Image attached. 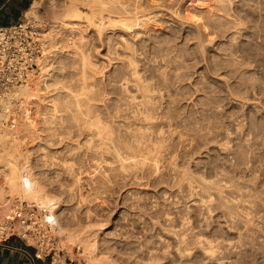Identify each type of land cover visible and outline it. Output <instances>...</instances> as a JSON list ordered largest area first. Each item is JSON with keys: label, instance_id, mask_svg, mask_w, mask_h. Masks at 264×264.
Wrapping results in <instances>:
<instances>
[{"label": "rangeland", "instance_id": "374dc122", "mask_svg": "<svg viewBox=\"0 0 264 264\" xmlns=\"http://www.w3.org/2000/svg\"><path fill=\"white\" fill-rule=\"evenodd\" d=\"M2 1L0 0V5ZM33 1L31 0L30 5L24 9V13L31 7ZM42 1L43 6L36 9V16L30 17L36 19L44 32L49 34L57 32L58 37L64 34L61 36L62 40L59 39L57 57L54 55L55 58L50 59L54 66L51 87L58 93L70 90L80 93L79 81L82 77L80 74L86 71L84 73L89 74V81L93 85L90 83L92 88H88L83 97L88 103L85 102L87 106L94 105L92 109H95V112L92 110L89 114L91 112L95 113L90 114L92 116L100 114L99 117H102L104 122L113 125L112 128L115 130H112L115 133L128 134L131 130H136L137 134L133 131L132 134L137 135L136 140L140 141L139 143L135 142L134 138L131 140L134 136L131 133L128 135L130 141L126 133H123L126 138H122L127 139L130 145H134L135 150L138 149L136 151L138 156L137 153H133L135 150L132 148V152L130 149L126 151L122 149L121 152H125V155L126 152L128 154L131 152L129 155L137 156L134 159L138 160L136 161L138 163L135 164L131 156L129 160L128 154L126 157L123 154L124 159L120 162L128 163V167H125L128 169H125L127 171L120 169V174L119 156L114 152L117 151L115 147L111 146L113 143L110 145L111 148L103 147V150L106 148L103 154L101 145L93 149L96 151L100 148L97 153L90 150L92 156L100 153L94 158L99 161H95L88 154L92 158L90 161L88 152L85 153L87 147L84 148L86 139L83 136L89 132L86 128L82 130L85 129L87 133L82 132L81 127L76 125L78 123L74 122L73 116L67 115L68 112L62 114V116L65 114L63 116L65 118H62L63 123L58 118L59 123L56 124L57 117L55 118V129L58 131V127L64 129L73 126L72 130H81L78 131L80 137L74 134L78 133L77 130L73 132L67 130L69 127L65 128L66 130L61 129L62 135L60 129V132H57L61 136L60 139L57 138L60 136L55 137L59 144L52 140L54 138L47 139L53 141V145L51 142L47 143L45 137L49 134L47 129L44 125H35L46 112L45 105H48V102L37 97L29 103L27 100L13 98L12 104H7L11 107L6 105L7 117L2 121L3 126L5 124L6 126L0 127V166L42 165L44 160L42 162L37 160L40 152L34 154L32 151L41 139L42 144L38 145L46 148L47 153L51 150L50 154L48 153L50 157H47L45 162H49L48 168L51 166L53 170L50 175L55 184L56 193L55 191L53 193L57 194V197L62 194V198L66 200L65 215L63 214V217L66 216L65 223L67 218L68 221L71 220L70 223L73 222V226L105 223L107 229L104 231L111 239L108 243L101 244V250L121 262L134 256L131 261L135 255L137 257L138 254L145 252L148 257L156 254L160 257L164 252L159 254L158 251H162L160 250L162 248H167L170 254H176V247L182 246L185 253L190 255L179 261V264H203L204 254L199 248H195L194 242V236L202 232L213 241L218 256L224 253L231 255L228 261L225 260V264H242L245 259L250 258L259 259L258 261L264 263V0H174V2L164 0L167 3L163 0H124L131 4L130 9H121L123 6L119 4V7H115L120 8L119 11H114V8L110 7L98 10L92 0H78L81 15L75 18L80 22L76 21L73 28L67 26L69 29L65 33L58 27V22L67 18L65 15L71 10L73 0ZM161 2L164 5H172L170 6L172 11L170 14L161 12L152 18L149 21L151 32L143 34L137 40L139 43L148 44L147 47L142 46L139 70L144 84L151 90L150 100L148 95L146 100L149 103L146 104L151 107L153 116L150 122L142 119L137 121L133 109L138 111L143 107L138 104L136 106V103L132 104L136 107L130 105L132 109L124 107V103L120 105L124 92L116 81L120 76L121 59L127 53L124 48L126 42H134L135 31L140 30L142 33L147 31L144 24L149 16L142 15L149 13ZM141 3L149 9L146 13L139 12L138 15H141L139 23L142 26L135 31L126 29L120 23L108 25L100 31L89 26L92 21L100 23L104 16H110L111 20L116 21L124 19L127 12L132 15L136 11L135 6ZM18 7L19 0H12L6 4L0 11V24L11 22L9 12ZM21 20L26 21L25 15ZM78 23L81 24L77 25ZM116 43L119 45L117 53L114 48ZM109 46L113 48L110 51L118 55L108 52ZM83 53L89 55L86 61L90 62H85L87 65L83 62L82 66ZM109 60L111 64H108ZM114 81L120 86L121 92L118 86L112 83ZM111 84L118 90L113 89ZM43 89L38 93L43 95L42 93L47 90ZM129 89L128 94L133 92L138 100L143 99L141 97L143 92L136 84H130ZM128 94L127 99H124L126 101L130 98ZM122 106L125 110L123 108L122 111H118ZM90 107H86L87 110ZM89 114L84 116L87 118ZM27 119L33 122L36 130L33 126L30 128L25 126L27 125L25 123H29ZM71 122H74L75 126L68 124ZM39 126L43 129L41 130ZM6 127L12 128H8L10 132L7 135L4 132ZM40 130L45 132L42 134ZM64 131H69V134L71 132L74 140L68 134L66 138L64 135L67 132ZM35 136H39V140L38 138L32 140ZM62 137L65 139L63 138L61 142ZM42 141L46 142L45 145ZM74 141L78 144L85 141L82 149L85 151L80 152L84 157L79 156L80 154L61 152L62 147H65L64 142L71 143L68 149L70 146H77ZM97 142L96 144H99ZM134 142L139 146L135 147ZM108 149L109 153H106ZM58 151L60 152L56 153ZM96 164L98 168H95ZM116 166L114 169L118 171L113 169ZM105 169H110V173H113L109 179L105 177ZM117 172L119 176H116ZM101 177L105 178L102 180ZM3 180V174H0V184ZM61 187L65 189L60 190ZM61 191L62 193H59ZM19 199L16 197L9 216L21 206L35 205L39 222L45 224L43 219L47 211L42 210L35 201ZM6 220L0 221V239L7 235V233L4 235L2 230ZM15 222V229L20 230V223L17 220ZM144 222L148 225L158 223V226L164 224L173 228L172 231H177V234L186 235L184 239L186 242H180V238L176 237L180 239L178 240L172 235L166 242L164 241L165 243L162 242V245L159 242L162 247L158 246V243L157 247L160 249L155 246L158 249L155 254L156 249L152 248L156 245L155 237L150 236L149 232H146V236V233H140L141 237L139 233L136 234V227L138 228L139 224H146ZM133 226H136L134 230ZM35 228L32 227L33 230H36ZM50 235L51 239L47 238L46 242L48 239L51 243L54 241L55 246L64 249L72 257L84 259L89 264H98L87 258L82 244L66 242L55 233ZM25 242L34 247L38 246L31 235ZM137 244L145 248L149 245L151 250L155 249L154 255L147 253L146 250L150 249L148 246L144 252L143 250L142 253L139 252ZM76 247H80L79 252ZM39 248L41 252H45L42 247ZM132 250L138 252L134 254ZM146 254L142 255L146 259H142L144 261H148ZM175 260L178 259L168 258V261Z\"/></svg>", "mask_w": 264, "mask_h": 264}, {"label": "bare ground", "instance_id": "6f19581e", "mask_svg": "<svg viewBox=\"0 0 264 264\" xmlns=\"http://www.w3.org/2000/svg\"><path fill=\"white\" fill-rule=\"evenodd\" d=\"M77 1L78 0H73V2L71 4V7L72 8L70 7L71 10H68L67 11L68 13L65 15L67 18L64 19L61 22L60 21L58 22L59 23L58 27H61V30H63L64 33L67 32V29H69V27L70 28H73L75 26L76 21L77 22H80L77 18H75V17L81 15L80 14V10L78 8ZM165 1H164V3H167ZM92 2H93V4H95V6L98 8V10H103V9H106V8L110 7V8H114V11L115 10H118L119 11L120 8H115V7L116 6L119 7L120 5L123 6L121 9L129 10L130 9L129 7L131 5L128 1H124V0H92ZM144 2L146 3V1H144ZM168 2H170V1H168ZM173 2H174V0H173ZM173 2H171V3L173 4ZM164 3L163 4H162V2L161 3H157V5L156 6L154 5L155 7L153 9L151 8L152 10H150V12L147 13V14H144V13H146L149 8L147 6H143L142 3H141L140 5L138 4L137 6H135V10L136 11L134 13L136 15L134 13H132V15H131L130 12H127V14L124 16L125 18L124 19H121V20H118V21L111 20L110 16H104L102 18V21L100 23H97L96 21H92L90 23L91 25L88 24L90 26V28L92 27V28H95V30H97V31L99 30L100 31L103 28L105 29L108 25H112V24H115V23H120L126 29L131 30V31L132 30L135 31L136 28L142 26L141 23H139V18L141 16V15L140 16L138 15L139 12H144L143 13L144 15H142V16H149V19H147L146 23L144 24L145 25V28H147V31H145V33H142L140 30L139 31L138 30L135 31L134 32V38H135L134 39V42H126V45H125L124 48L127 50V53L123 56V58L121 59V62H120V64H121V67H120L121 68L120 76L118 77L117 81L115 79V81L117 83H119L118 85L121 86V88L123 89V92H124V94L122 92L123 95H122V98H121V100H123V102L120 105H123V103H124L123 106L124 107L125 106H128V109H129V107H131L130 105L136 103L135 104L136 106L138 104L141 107H143L142 109H140L138 111L135 108L133 109V110H135L134 111V113H135L134 117L137 118L136 119L137 121H138V119L140 121L142 119L143 121L145 120L147 122H150V120H152V117H153L152 116V113H151V110H150L151 107L149 108V106L147 105L149 103V101H146L147 100V97L149 96V92L151 90H150V88H149V86L147 84H144V81L142 79L143 76L140 74V70H139V58L143 54L142 51H141V49H143L142 46L147 47L148 44L139 43L137 40L143 34H148L149 32H151V29L152 28L149 25V21H151L152 18L157 17L156 15L160 14L161 12L170 14V12L172 11L171 10L172 5H166V4L164 5ZM171 3H169V4H171ZM42 6H43V1L42 0H34L33 3H32V5H31V7L26 11V16L27 17H30V16H34L35 17L36 16V11H37L36 9L41 8ZM60 19H62V18L60 17ZM66 22H68V24H66ZM80 24L81 23H78L77 25H80ZM88 25H87V29H88ZM67 26H69V27H67ZM84 27H85V25H84ZM63 32H62V34H63ZM48 34H49L48 32L47 33H44L45 37L50 42L49 49H48L47 55L44 57V59L41 62V66H40L39 72L36 74V76H32V77L28 78L22 84L16 85L9 93H7L0 100V106H2V107H0V127H5L6 126V124H5V126H3V124H2L3 123L2 121L4 119H6V117H7V114L5 112V110H6L5 108H6V105L7 104H10V105L12 104L11 103V100L13 98H20L23 101L24 100H27L28 103L29 102H32V100L35 99V98H37V97L40 98L42 101H46L47 100L48 105H45V111L46 112H44V115L42 116V118H40V120H38V122L35 125V126H37V124H40V126L41 125H44L45 126V129H47V132L49 133V134L47 133L48 135L45 136L46 137V140L47 139L51 140L52 138H54L52 140L57 141L55 137L60 136V134L57 133V132L58 131L60 132V130L63 129V127L62 128L61 127H58L60 130L58 129V131H57L55 129L56 128V124L59 123V119L63 123L64 120L62 121V118H65V117H63V116H65V114L63 116H62V114L68 112L67 115L68 114L72 115L73 118H74V122L76 121L78 123L76 125L80 126L81 127L80 129L81 130H82V128H86L89 133L83 135V136H85L84 139H86V144H85L86 146L84 145L85 147L83 146V144H84L85 141H82L83 143L81 142V144H78V143H76L77 141L76 142L74 141L77 144V146H75V147L74 146L73 147L70 146V148L68 149V147H69V145L71 143H65L64 142L63 145H65V147L64 146L63 147L61 146L62 147V149H61L62 151L61 150L60 151L62 153L64 152L65 154L66 153L80 154L79 156L84 157V155H81L82 153H80V152H83L84 153L85 149L83 151L82 150L83 147L84 148L87 147L85 153L88 152L87 153V155H88L90 153L92 154V152H94V153L96 151L99 152V149L100 148H101V150H103V147L108 148L113 143L114 145H111V146H114L115 148L114 147L113 148L116 149L117 151H114L113 148H112V150L115 152V154L117 153L118 156H119V161H118L120 163V164L118 163L120 165V166H118V167H120L119 168V173L121 174L120 169L121 170L123 169L124 171H127L125 169H128V168H125V167H128V163H125V162L121 163L120 162L121 160L123 161V159H124L123 158L124 157L123 154L125 153V152L122 153L121 150L123 149V151H124V149H125V151H126V149H130L129 151H131V148L133 150H135L133 148L134 145L132 146V144L131 145L129 144V141L130 140H129V136H128L130 133L132 134V131L133 130H131L130 133H128V134L126 132H122V134H120L119 132H116L115 133L113 131L115 129L112 128L113 125H108L107 122H104V119H101L102 117H99V116H101L100 114L99 115L96 114L98 116H95V115L92 116V115H90V114H95L94 113L95 112L94 111L95 109H92V107L94 105L92 107L87 106L88 103L86 102V100H84L85 98L83 97V95H84L83 93H85V91L88 88L89 89L92 88V86L90 87V83L91 82L89 81V74L87 73L88 74L87 75L86 73H84V72H86V71H84V70H86L85 67L83 68L84 69L83 70L84 72L82 71L83 74L82 73L80 74V77L82 76L81 79H80V81H79L80 82L79 83V86H80L79 90H81L80 93H77V92H74L73 90H70V91H66V92L63 91L66 94H64L63 92H62L63 93L62 94V93H60V91H59V93L56 92L55 89L51 87L52 84L50 83V81H52V77L54 75V73H52V70H53L54 66L50 62L51 61L50 59L51 58H55L54 55L57 54L56 52L58 51V48H59V46H58L59 39H61V36L63 37L64 34L63 35L60 34L61 35V36H59L60 38L58 37L57 32L56 33L49 34V35ZM71 34H73V33H70V35ZM47 36H50L51 38L50 37H47ZM80 37L82 38V36H80ZM81 44H82V41H81ZM117 44L118 43H116L114 45V48H115V52L116 53H117V48H119V45H117ZM78 46L79 45H77V47ZM150 46H154V45H150ZM111 48H110V46L108 47V50H109L108 52H111L112 53L113 51H110V50H112L113 48L112 49ZM115 52H113V53H115ZM83 54L84 55H83L82 58H84V61H82V66H83V62H84V65H87V63L90 62V60L88 62L86 61V60L89 59L88 58L89 55L87 56L85 53H83ZM116 55H118V54H116ZM56 57H57V55H56ZM85 62H87V63H85ZM108 64H111L110 60L108 61ZM66 65H67V63H66ZM110 75H112V74H110ZM107 77H113V76H107ZM112 81H113V79H112ZM115 81L112 82V83L115 84ZM130 84H136L137 87L139 88V90H141L143 92L142 93L143 95H141V97H143V99L141 101L138 100V97L136 96V94H133V92L131 94L130 93L129 94L127 93V91L130 92V89H129ZM118 85L115 84V86H118ZM115 86H113L112 88L113 89H117V87H115ZM120 86H118L119 92H121L120 91V88H119ZM42 88H44L43 90L47 89V90H45L46 92L43 91L44 93H42V90H41V93L43 95H41L40 93H38V91H40V89H42ZM125 91L128 94V97H130V98H128L129 99L128 101L124 100V99H127V94L125 93ZM124 95L126 96V98L123 97ZM149 98H150V96L148 97V100H150ZM84 105H86V106H84ZM146 105L148 106L147 108H146ZM7 106H9V105H7ZM123 106H122V109L120 108L121 110H118V111H122L123 108H124ZM136 106H133V107H136ZM9 107H11V106H9ZM84 107L85 108L86 107H90V108H88L89 110H87V108H86V111H87L86 112L84 110L85 109ZM130 109H132V107ZM92 110L94 112H91L89 114V111H92ZM124 110H125V108H124ZM84 113H86V114H84ZM88 114H89V116L86 118V116H84V115H88ZM118 114H119V112H118ZM72 116H70V117H72ZM19 118H21V117H19ZM55 118L57 119L58 122L55 121L56 120ZM27 120H29V119H27ZM54 121H55L56 124L54 123ZM27 122H29V123H25V124H27L25 126H27L29 128L33 126V122H31L30 120L27 121ZM74 122L73 123L71 122V123H68V124H73L75 126ZM17 123H19V122H17ZM52 123H54V124H52ZM53 125H55V126L53 127ZM40 126H39V128H40ZM131 126H132V124H131ZM27 127H25V128L27 129ZM69 127H65V128L67 129ZM72 127H70L67 130H69V131L71 130L72 132L77 130V129H75V128H77V126L74 128L75 130H72L73 129ZM8 128L7 127L4 128L5 135H7L10 132L9 129H12V128H9V129ZM33 128H34V126H33ZM35 128H37V127H35ZM35 128H34V130H36ZM65 128L63 130H66ZM94 128H95V130H93ZM50 130L52 131V133H50L51 132ZM81 130H77L76 132H78V131L80 132ZM129 130L128 131L126 130V131L129 132ZM43 131H41L42 134H43ZM69 131H66L67 133L64 131V133H66V134L65 135L63 134V135L66 137V135L68 134V136L69 137L71 136V139H72V134H71V132L69 134L68 133ZM94 131H96V132L94 133ZM135 131L136 130H134L133 133ZM62 132L63 131L61 130V135H62ZM79 132L78 133H75L74 132V134L76 136H79ZM82 132H86V130L83 129ZM113 132L115 133V135L116 134H119V135H122V136H119L118 135V136L115 137V135L113 134ZM123 133H126L127 134V136H128L127 139L129 140L128 143H127V139L126 140L124 139V138H126L125 137L126 135L124 134L125 135L124 136ZM135 134H137V133L135 132ZM80 135L82 137V133ZM132 135H134V134H132ZM136 136L137 135L132 136L131 140L133 138H134L133 140H136L137 139ZM47 137H50V138H47ZM96 137H98L97 138L98 140L96 139ZM122 137H124V138H122ZM138 137H139V135H138ZM141 137H143V135ZM36 138H38L37 140H39V136L38 137L35 136L34 138L32 137V140H36ZM57 138L60 139L61 136L60 137H57ZM63 138L64 137H62L61 142L63 141ZM72 140H74V139H72ZM81 140H83V138ZM96 140L97 141H100V143L97 142ZM45 141H42L44 143V145L46 143ZM50 142L52 144L53 141H48L47 143H50ZM61 142H60V144H61ZM96 142L99 143V144H96ZM135 142H138L139 143L140 141L136 140ZM39 143H41V139H40V142ZM57 143H58V141H57ZM130 143H133V142H130ZM138 143H135V147H136V145ZM38 144H36L37 147L33 148L32 151H33L34 154H39L38 152H40V154H39L40 157H38L37 160L38 161H41V162L44 160V162H45L46 159H47V157H50L49 154H50L51 150H49L50 152H48L49 153L48 154L45 151L46 148L41 147V144L42 143L40 145H38ZM97 145H99V147L101 145V147L99 149H97L96 151H94L93 149H95V147ZM140 145H142V142H141ZM111 146H110V148H111ZM138 146L139 145H137V147ZM106 148H104L105 151H106ZM90 150H93V151L90 152ZM104 150L102 151V154H103ZM109 150L110 149H108L106 153H109L108 152ZM137 150L138 149L136 148L135 152H133V153L134 154L137 153V156H138V152H136ZM60 151H58L56 153H59ZM52 154H53V152H52ZM91 154H90V156H92ZM98 154L100 155V153H98ZM98 154L97 155L94 154L95 156H92L93 159L96 156L98 157ZM127 154H128V152H126V155L124 154L125 157L127 156ZM39 155H37V156H39ZM79 156H77V157H79ZM90 156L88 158H90V161H91L92 158ZM101 156L103 157V155H101ZM113 156L115 157L114 154H113ZM118 156L116 158H118ZM130 156L132 157L133 154L132 155H129V157H127V158H129V160L131 159ZM137 156L134 155V157H137ZM85 157H86V155H85ZM134 157H132V159H134ZM80 158H78V159H80ZM88 158H87V160H88ZM104 158H103V160H104ZM67 159H65V161H67ZM81 159H83V158H81ZM100 159H102V158L100 157ZM134 160H132V161H134ZM95 161H99V160L96 159ZM100 161H102V160H100ZM126 161H128V159ZM136 161H138V160H135V164L138 163ZM44 162H43V164L41 163L42 165H39V166H37L38 164L37 165H35V164H33V165H31V164H28V165L25 164V165H22L21 167H8L6 164H4L3 166L2 165L0 166V168H1L0 169V174H3V178H4L3 182L0 184V221H2L4 219H8L10 217L9 214L11 213V210H12V204H14V202L16 200V197H19L22 200L23 199L30 200L31 202L32 201H35L37 203V205H39L41 207L42 210L47 211V213L44 216V219L43 220L45 221V223L48 222L50 224L51 231L53 233H55V234H58L62 238V240L66 241V242L68 241V242H70L72 244L73 243L74 244H82L84 246V250H85V254H86L87 258L89 260H91L92 262H95V263H98V264H165V263H167V264H179V261H183L184 259L187 258L186 257L187 255L188 256L190 255V253H185V250L182 249V246H180V247L177 246L176 247V249H177L176 250V254H172L171 253L172 255L169 253V250H167V248L164 247L166 250L163 249V248L162 249L158 248L157 245H158L159 242L162 245V242L165 243L166 242V239L167 238H171L172 235H174L175 238L176 237L180 238L181 239L180 242H186V240H184V239H186V235L177 234V231H172V230H174L173 228L166 227V226H164V224L163 225L159 224L160 226H158V223L157 224L148 225L147 222H144L146 224H139L140 225V226H138L139 229L135 226L136 229H138V230H136L135 227L133 226V229L132 230L135 229V231L137 232L136 234L139 233V237H141L140 236L141 235L140 233H143V234H145L146 232L151 233L150 236L155 237L156 245H153L154 247L152 246V248H155L156 249V252L154 251L155 249L154 250L153 249L151 250V248H150L149 245H147L150 248L149 250L147 249V246L146 245H145L146 248L144 246H141L140 247L139 246L140 243H138L139 245L137 244L139 246V247L137 246L138 247L137 250L140 248L141 250L139 249L138 251L141 252L143 250V252H144V250L147 249L146 250L147 253L150 252L151 254L154 255L153 252H155V254H156L157 253V250L160 249L162 251H158L159 254L161 252H164L165 253V252L168 251L167 253H169L168 254L169 256H167V253L166 254L163 253L164 256H165V257L163 256L164 257L163 258V257H161L163 255L161 253L160 257H158L157 254H156V255H154L155 257L154 256L153 257H150L149 256L150 257L149 258L148 255L146 254V252L145 253H142L141 252L142 253L141 255L138 254L139 256H141V258H139L138 255H137V257L135 255V258L133 260L130 261V259H132L134 256L132 258L129 257V259L124 260V262H121V261L118 260V258H116V257H114V256H112L110 254H105V252H103L101 250V244L102 243H106V242L108 243L110 241V239H111L110 238V235H108V233L104 231L105 229H107L106 224L105 223H89V224L84 225V226H73L72 225L73 222L70 223L71 220L68 221V218L66 220L67 223H65L64 218L66 216L63 217V214H64V211H65L64 206L67 205V204H65L66 203V200L64 198H62V196H61L62 194H60L61 197L60 196L57 197L58 196L57 194H55L56 196L54 195L53 192L55 191V184H54V181L50 178V175L52 174L51 171H53V170H52V167L51 166H50V168H48V163L49 162L48 163L45 162L47 164V166H46V164L44 165ZM53 162H54V159H53ZM82 163H84V162H82ZM97 164H99V163H97ZM97 164L95 165V168H98L99 167ZM100 164H101V162H100ZM58 166H59V164H58ZM68 167H69V165H68ZM114 168H117V166L116 167H113V169ZM110 169H112V168H110ZM110 169L109 170L105 169V177H108V179L110 177V174H113V173H110ZM115 170L116 169H114V171ZM116 171H118V169ZM124 171L122 172V174L124 173ZM67 172H69V171H67ZM82 173H83V171H82ZM101 173H103V171ZM119 173L117 172V175L116 176H119L118 175ZM58 174H56V175H58ZM102 178L103 177H101V179ZM114 178H115V176L113 177V179ZM105 181H106V179H105ZM107 182H108V180H107ZM106 187H107V185H106ZM56 189H59V188L56 187ZM61 189L63 190L65 188H62L61 187L60 190ZM55 193H56V191H55ZM59 193H62V191L59 192ZM206 226H207V228L209 227V225H206ZM207 228L205 227V230ZM135 231H133V232H135ZM146 235H147V233L145 234V236ZM129 237H131V235ZM178 238H176V239H178ZM135 239H137V238H135ZM180 239H178V240H180ZM194 239H195L194 240V242H195V248H199V250H201V252H203V254H204V262H203V264H225V262H226L225 260L227 259V261H228L229 258H231L230 257L231 255L230 256H229V254L228 255L227 254L224 255L225 253L222 254V256H218L217 250L214 249L213 241L210 240V239H208V237L204 236L202 234V232L199 233V234H197V235H195L194 236ZM138 240H140V239H138ZM64 241H63V244H64ZM160 243H159L158 246L162 247L160 245ZM141 244H142V242H141ZM138 251H135L134 250L133 253L135 254V252H138ZM143 254H146V256H147L146 258H148V261L142 260V259H145L143 257L144 256ZM174 257H176L178 260H175L173 262L172 261H168V258H174ZM258 260L259 259L256 260V258H255V260L254 259L251 260V258L250 259H245L242 262V264H264V263H262L261 261H258Z\"/></svg>", "mask_w": 264, "mask_h": 264}, {"label": "built area", "instance_id": "2783aa9c", "mask_svg": "<svg viewBox=\"0 0 264 264\" xmlns=\"http://www.w3.org/2000/svg\"><path fill=\"white\" fill-rule=\"evenodd\" d=\"M11 1L3 0L0 11ZM24 15L26 21L21 18L13 23L0 24V100L16 85L35 76L48 53L50 42L44 35L47 32H44L34 17H27L26 12H23ZM15 220L20 223V230L15 229ZM32 227H36V230ZM2 230L4 235L7 233L2 236L6 239L17 237L27 241L31 235L38 243L35 246L37 250L42 247L43 251L52 255V264H89L84 259H76L64 249L58 248L54 241H49V236L53 233L51 226L48 222H39L35 205L27 204L16 209L4 222ZM47 238L49 243L46 242ZM76 250L79 252L80 247H76Z\"/></svg>", "mask_w": 264, "mask_h": 264}, {"label": "crops", "instance_id": "0c3cea01", "mask_svg": "<svg viewBox=\"0 0 264 264\" xmlns=\"http://www.w3.org/2000/svg\"><path fill=\"white\" fill-rule=\"evenodd\" d=\"M30 0H19L20 7L9 12L13 23L22 18L26 3ZM0 264H52V255L41 252L25 241L11 237L0 239Z\"/></svg>", "mask_w": 264, "mask_h": 264}, {"label": "trees", "instance_id": "16d2710c", "mask_svg": "<svg viewBox=\"0 0 264 264\" xmlns=\"http://www.w3.org/2000/svg\"><path fill=\"white\" fill-rule=\"evenodd\" d=\"M30 2H31V0L30 1H27L26 7H28L30 5Z\"/></svg>", "mask_w": 264, "mask_h": 264}]
</instances>
